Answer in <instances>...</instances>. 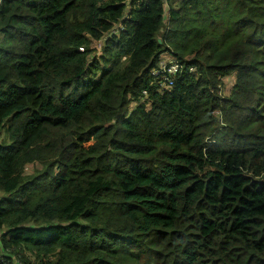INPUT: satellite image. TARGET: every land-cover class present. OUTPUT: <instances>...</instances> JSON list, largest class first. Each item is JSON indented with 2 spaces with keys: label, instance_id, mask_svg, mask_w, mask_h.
Wrapping results in <instances>:
<instances>
[{
  "label": "trees",
  "instance_id": "16d2710c",
  "mask_svg": "<svg viewBox=\"0 0 264 264\" xmlns=\"http://www.w3.org/2000/svg\"><path fill=\"white\" fill-rule=\"evenodd\" d=\"M163 51L182 65L167 89ZM17 262L264 264V0H0V264Z\"/></svg>",
  "mask_w": 264,
  "mask_h": 264
},
{
  "label": "built area",
  "instance_id": "2783aa9c",
  "mask_svg": "<svg viewBox=\"0 0 264 264\" xmlns=\"http://www.w3.org/2000/svg\"><path fill=\"white\" fill-rule=\"evenodd\" d=\"M120 26L114 25L113 32L115 33ZM98 46H101V39H98ZM182 65L181 63L174 58L169 52L163 51L154 64V67L151 68V74L159 75L158 84L167 89L171 84L173 76H175L178 71H180ZM193 69L192 66L188 67V71ZM141 93L145 96V91L142 90Z\"/></svg>",
  "mask_w": 264,
  "mask_h": 264
},
{
  "label": "rangeland",
  "instance_id": "374dc122",
  "mask_svg": "<svg viewBox=\"0 0 264 264\" xmlns=\"http://www.w3.org/2000/svg\"><path fill=\"white\" fill-rule=\"evenodd\" d=\"M91 46L94 47L95 54L100 52V46H98V40H92ZM233 82V74L230 73L228 75H224L219 79V84L217 85V94L226 95L228 93V89ZM5 138L2 136L1 139ZM41 169V165L39 162H27L23 165L22 176L24 178H30L34 175V173ZM16 264H20L17 262Z\"/></svg>",
  "mask_w": 264,
  "mask_h": 264
},
{
  "label": "crops",
  "instance_id": "0c3cea01",
  "mask_svg": "<svg viewBox=\"0 0 264 264\" xmlns=\"http://www.w3.org/2000/svg\"><path fill=\"white\" fill-rule=\"evenodd\" d=\"M164 18H165V16H164Z\"/></svg>",
  "mask_w": 264,
  "mask_h": 264
},
{
  "label": "clouds",
  "instance_id": "9594fccd",
  "mask_svg": "<svg viewBox=\"0 0 264 264\" xmlns=\"http://www.w3.org/2000/svg\"><path fill=\"white\" fill-rule=\"evenodd\" d=\"M98 40V39H97Z\"/></svg>",
  "mask_w": 264,
  "mask_h": 264
},
{
  "label": "water",
  "instance_id": "95a60500",
  "mask_svg": "<svg viewBox=\"0 0 264 264\" xmlns=\"http://www.w3.org/2000/svg\"><path fill=\"white\" fill-rule=\"evenodd\" d=\"M159 41V40H158Z\"/></svg>",
  "mask_w": 264,
  "mask_h": 264
}]
</instances>
